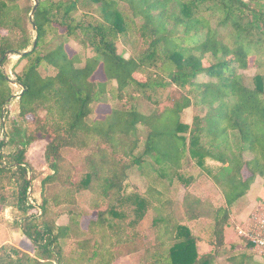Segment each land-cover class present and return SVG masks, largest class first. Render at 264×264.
I'll use <instances>...</instances> for the list:
<instances>
[{"label":"trees","instance_id":"trees-1","mask_svg":"<svg viewBox=\"0 0 264 264\" xmlns=\"http://www.w3.org/2000/svg\"><path fill=\"white\" fill-rule=\"evenodd\" d=\"M37 1L30 19L35 0H0V228L34 247L0 245V264H114L138 252L139 264H263L250 243L225 253L233 207L264 181L260 0ZM120 40L139 42L134 54L119 53ZM13 57L26 61L15 78ZM251 62L258 72L248 86ZM170 88L180 96L161 108ZM99 104L111 105L101 118ZM39 135L50 138L51 173L38 204L26 154ZM144 166L145 190L132 192ZM206 184L221 203L200 195ZM90 199L95 216L84 228L80 203Z\"/></svg>","mask_w":264,"mask_h":264},{"label":"rangeland","instance_id":"rangeland-1","mask_svg":"<svg viewBox=\"0 0 264 264\" xmlns=\"http://www.w3.org/2000/svg\"><path fill=\"white\" fill-rule=\"evenodd\" d=\"M260 2L264 6V0H260ZM58 42L59 40H56V38H54V40H52L51 47H55ZM138 45H139V42H134V43L128 42V41L122 42L120 40L118 43V51L119 53H122L128 57L134 54V52L138 48ZM79 48H80L79 45L75 41L71 40L67 44V50L70 54H73L75 51L79 50ZM91 54H92L91 51L87 52V55H91ZM25 62L26 61H20L18 57H13L12 59H10L9 63L6 65V68L8 69V72L10 73L11 78L16 77V74H17L16 72H20ZM42 72L44 74H47V73L53 74L54 70L53 69H50V70L43 69ZM257 72L258 70L253 65V62H251L250 68L248 70L242 71V73L245 75L246 84L248 86H253L252 78L253 76H255V74H257ZM94 78L100 81L105 79V75H104V71L102 67H99V69L95 73ZM200 79L206 80L208 79V77L203 76V77H200ZM15 88L16 90H19V87H15ZM171 89L172 88L164 91L162 95L164 102L161 108L166 104H171L173 102L172 100L173 98L180 96V92H177L175 90L172 91ZM110 109H111V105H108V104L96 105L95 116H98L101 118L106 113H108ZM139 109L145 113H149L153 109V107H151L150 103L146 101H142L140 103ZM9 110L11 111L12 114L17 115L16 113L17 105L16 104L15 105L13 104L12 107L10 106ZM193 113L194 112L191 108L186 109L183 113V120L187 123H191L193 119ZM49 139L50 138L48 136L39 135L37 140L29 145L27 149V154H26L27 163L31 168L30 175L31 177L34 178L33 183H32V191H33L32 195L38 204L41 203L42 201L41 181L46 175L51 173V170L47 167L46 160H45V148H46V145ZM245 156L246 158L252 157L250 153H247ZM71 157H73L75 161H79L80 154H72ZM148 161L150 162V159H148ZM147 170H148V167L144 166L136 170L134 174L131 176L129 187H133L132 192H137L140 194L143 193V191L145 190V183H146L145 180L147 176ZM173 173H174L173 171H169L168 177L170 175L172 176ZM200 195H209L218 204L222 202L220 198V194L213 187L209 188L207 184L204 186V191L203 192L201 191ZM93 201H94L93 199H90V201H84L80 203L81 210H86L88 213L87 214L88 216H85L82 219V226L84 228H86L89 219L95 216V212L91 208V206L93 205L92 203ZM124 210L130 215V217L133 218L135 216V213L132 207L126 206L124 207ZM1 214H2V211H1ZM5 214L6 216H8V212H6V210H5ZM150 217H151V213L148 214L147 219H149ZM61 219L65 220L66 216H62L59 219V221ZM263 222H264V181L263 179H259L258 182L255 181V183L252 185L250 191L245 196V198L240 200L233 207L232 214H231V225L233 226L235 230L237 229L238 235L242 236L239 233V227L243 229H248V230L249 228L257 229L258 226H262ZM143 225L146 226L144 223ZM242 237H243L244 243L246 244L249 243V239L245 238L244 236ZM233 238H235V235L233 234V232H229L228 244H232V242H234ZM203 239L206 240L205 237ZM8 243L17 246L23 251H26L29 253L34 252V247H33L32 242L27 237L20 234L18 229L10 228L6 225L1 224L0 245H4ZM205 243H206L205 241H202L200 243L202 252H206L210 250V247L206 245ZM225 250H226L225 253L229 252L228 247ZM141 254H142L141 252L130 254L129 257L127 258L120 259V260L118 259L119 261L117 260V263L114 262V264H139L140 259H141ZM260 261L264 262V259H260Z\"/></svg>","mask_w":264,"mask_h":264},{"label":"built area","instance_id":"built-area-1","mask_svg":"<svg viewBox=\"0 0 264 264\" xmlns=\"http://www.w3.org/2000/svg\"><path fill=\"white\" fill-rule=\"evenodd\" d=\"M239 233L249 239V241L253 242V247L258 252L264 254V222L262 226H258L257 229L249 228L248 230L239 227Z\"/></svg>","mask_w":264,"mask_h":264},{"label":"crops","instance_id":"crops-1","mask_svg":"<svg viewBox=\"0 0 264 264\" xmlns=\"http://www.w3.org/2000/svg\"><path fill=\"white\" fill-rule=\"evenodd\" d=\"M259 179H261V178H260V177L257 178L256 182H258ZM2 214L4 215L5 213L2 212ZM5 215H6V214H5ZM229 232H233V234L235 235V238H233L234 242H232V244H236V249H241V248H243V243H244L243 237L238 235V231H237V229L235 230V229L233 228L232 225H231L230 227H228V229H227V233H226V235H227V247H228V248H231V247H232V244H228V234H229ZM249 243H250V245H251V249L255 252L256 259H257L258 261H260V259H264V254H261L260 252H258V251L253 247V242L249 241ZM205 244L208 245L207 243H205ZM208 246L210 247V250H208V251H211L212 247H211L210 245H208ZM127 257H129V255H126V256L120 257L119 260H120V259L127 258ZM119 260H118V261H119ZM115 262L117 263V261H115ZM260 262H261V261H260ZM262 263L264 264V262H262Z\"/></svg>","mask_w":264,"mask_h":264},{"label":"water","instance_id":"water-1","mask_svg":"<svg viewBox=\"0 0 264 264\" xmlns=\"http://www.w3.org/2000/svg\"><path fill=\"white\" fill-rule=\"evenodd\" d=\"M37 5H38V1L37 0H35V6H34V8H33V11H32V13L30 14V19H32V17H33V14H34V12L36 11V8H37ZM34 28H36V26L34 25ZM31 179V178H30ZM32 195V187H31V189H30V196Z\"/></svg>","mask_w":264,"mask_h":264}]
</instances>
